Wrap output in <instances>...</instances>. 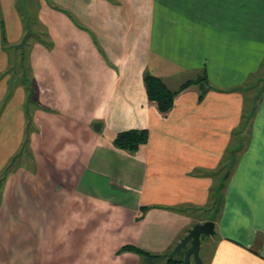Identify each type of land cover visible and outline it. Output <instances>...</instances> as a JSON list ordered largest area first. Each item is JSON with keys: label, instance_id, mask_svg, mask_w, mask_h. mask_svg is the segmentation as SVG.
<instances>
[{"label": "crops", "instance_id": "0c3cea01", "mask_svg": "<svg viewBox=\"0 0 264 264\" xmlns=\"http://www.w3.org/2000/svg\"><path fill=\"white\" fill-rule=\"evenodd\" d=\"M146 73L200 80L163 114ZM253 76L264 87V0H0V264H164L119 251L165 254L209 212L203 263L264 264ZM129 130L150 135L135 154L113 144Z\"/></svg>", "mask_w": 264, "mask_h": 264}, {"label": "trees", "instance_id": "16d2710c", "mask_svg": "<svg viewBox=\"0 0 264 264\" xmlns=\"http://www.w3.org/2000/svg\"><path fill=\"white\" fill-rule=\"evenodd\" d=\"M32 38L39 39V35L33 31H28L26 33L24 40L20 45V48L27 51L28 46H30L28 43L30 40H32ZM199 80L200 79L187 81L180 87L178 91H171L170 89L167 88L164 82L158 77H155L148 73L144 75V84L146 87L148 99L151 102H155L159 108V111L163 114H167L169 111H171V109L174 106L175 98L181 91L197 83ZM251 118H252V113L248 112V114L245 116L243 121V128L249 126ZM28 138L29 137H27L26 146L29 145ZM149 138L150 135L147 130H129L118 133L114 138L113 144L118 149L127 151L131 154H135L140 150L142 146L148 143ZM238 151L239 149H237L236 151H232V156L229 158V161L225 163L226 172L219 179V181L216 183L215 187L212 190L216 199H218V194L220 198L223 195L224 180L227 178V175L230 174V171L235 162V155L237 154ZM1 181H2L1 183H3L4 179H2ZM219 204L220 201L218 200L215 204V206L217 207L215 211L216 213H218L220 210ZM147 211H148V207H142L141 216H139L137 220L142 219ZM178 211H182V210H178ZM214 220H215V216L211 219V221ZM176 246L177 245L172 247V249L167 251L165 254H160V255H153L151 253L145 252L143 250L137 249L132 246L123 247L122 249H120L119 253L132 252L138 254L141 257L148 258L151 260H155V259L164 260L165 261L164 264H182L185 259V250H181L177 253H174L173 250L175 249Z\"/></svg>", "mask_w": 264, "mask_h": 264}, {"label": "water", "instance_id": "95a60500", "mask_svg": "<svg viewBox=\"0 0 264 264\" xmlns=\"http://www.w3.org/2000/svg\"><path fill=\"white\" fill-rule=\"evenodd\" d=\"M98 128L99 125H96V129ZM215 235V223L213 221H206L204 223L197 224L188 230L185 237H183V239L178 243L173 252L177 253L181 250H185V259L182 264H190L192 259L195 264H203L200 256L201 241L206 237L209 238Z\"/></svg>", "mask_w": 264, "mask_h": 264}, {"label": "rangeland", "instance_id": "374dc122", "mask_svg": "<svg viewBox=\"0 0 264 264\" xmlns=\"http://www.w3.org/2000/svg\"><path fill=\"white\" fill-rule=\"evenodd\" d=\"M14 54H16V52L11 50V55L13 56V58H14V56H15L14 64H13V65H15V66L18 65V66H19V69H21V67H20V65H19V60H18L17 56L14 55ZM25 62L27 63L28 60H25ZM24 65H25V69H26L25 72H24V74H25V76H26L27 78H29V76H30V75H29V69L27 68V64L24 63ZM12 70H13V69H12ZM17 75H21V72H18ZM19 79H20V76H19ZM256 81H257V80H256V77L253 76V77H249V80H248V82L246 83L247 86H246V89H245V93L247 94V97H248V98L251 97V101H253V99H255V98H258V97H262V96H264V91H263L264 87H263V86H260L259 88H257V86H256ZM258 84H259V83H258ZM260 85H262V84L260 83ZM256 88H257V89H256ZM218 171H220V174H219L217 177H221V176H223V174L226 172V167H223V168H222V167L219 166ZM1 182H2V181H1V179H0V187H1V185H2ZM218 200L220 201V204H219V205H221V202H222V201H221V198H220L219 194H218V199H214L213 203L210 204L209 207H210V208H214V207H216L215 204H216V202H217ZM187 212H191V213H193L192 211H187ZM206 217L213 218V215H211V213L209 212V214H208ZM207 239H208V237L204 238L203 241L206 242ZM192 262L195 264V262L193 261V259H192ZM203 264H206V261H205Z\"/></svg>", "mask_w": 264, "mask_h": 264}]
</instances>
